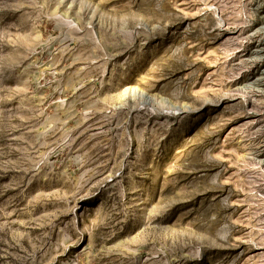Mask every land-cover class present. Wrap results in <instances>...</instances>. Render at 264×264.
<instances>
[{
    "label": "rangeland",
    "instance_id": "374dc122",
    "mask_svg": "<svg viewBox=\"0 0 264 264\" xmlns=\"http://www.w3.org/2000/svg\"><path fill=\"white\" fill-rule=\"evenodd\" d=\"M0 264H264V0H0Z\"/></svg>",
    "mask_w": 264,
    "mask_h": 264
}]
</instances>
